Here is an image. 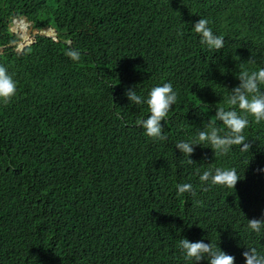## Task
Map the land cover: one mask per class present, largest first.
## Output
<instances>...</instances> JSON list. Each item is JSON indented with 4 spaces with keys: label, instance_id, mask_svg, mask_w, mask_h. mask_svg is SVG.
I'll return each mask as SVG.
<instances>
[{
    "label": "trees",
    "instance_id": "obj_1",
    "mask_svg": "<svg viewBox=\"0 0 264 264\" xmlns=\"http://www.w3.org/2000/svg\"><path fill=\"white\" fill-rule=\"evenodd\" d=\"M199 18L222 50L200 42ZM11 19L31 24L35 43L17 50ZM0 64L18 85L0 103V264H194L181 238L218 244L235 264L246 249L264 254V230L247 226L264 218V121L250 118L248 152L198 145L189 163L175 148L209 121L223 129L216 107H229L241 72L264 68V0H0ZM169 82L168 139L153 140L136 123L147 105L125 92L138 85L147 99ZM210 166L241 180L203 183Z\"/></svg>",
    "mask_w": 264,
    "mask_h": 264
},
{
    "label": "clouds",
    "instance_id": "obj_2",
    "mask_svg": "<svg viewBox=\"0 0 264 264\" xmlns=\"http://www.w3.org/2000/svg\"><path fill=\"white\" fill-rule=\"evenodd\" d=\"M209 23L208 19L199 18L192 29L200 36L202 44L209 49L220 51L224 48V37L216 35ZM32 39L29 38L27 44L32 43ZM20 43H18L17 49L21 48ZM66 54L74 62H78L81 58L80 52L75 49H69ZM248 62L254 63L251 58ZM237 79L239 81L238 86L229 91L230 95L227 100L229 107L227 109L216 107L215 120L220 121L224 128L220 129L209 121L203 130L198 132L197 140L176 143L175 148L188 157L189 163H194L190 157L198 145H208L215 155L227 154L233 146H240L242 152L250 151L252 145L246 140L244 133L249 127L250 118L256 123L264 121V90L261 88V85H264V68L251 72L243 71ZM137 86L128 89L125 96L131 104H146L150 113L146 119L137 120V125L142 127L145 130V135L153 140L166 141L168 137L164 134L163 122L168 117L172 106L177 102V92L170 82L164 83L153 87L145 99L137 94ZM17 87V81L8 68L0 64V103L8 104L11 102L17 94ZM199 179L203 183L210 182L212 185H221L233 189L241 180L235 168L223 169L211 166L200 175ZM176 187L179 194L190 193L193 190L190 183L178 184ZM247 226L254 233H261L264 230V218L248 220ZM178 248L184 258L193 261L194 264H201L205 260L207 264H235L234 256L222 251L218 244L205 243L204 239L191 242L186 238H181L178 242ZM242 255L245 264H264V254L258 253L255 248L246 249Z\"/></svg>",
    "mask_w": 264,
    "mask_h": 264
},
{
    "label": "water",
    "instance_id": "obj_3",
    "mask_svg": "<svg viewBox=\"0 0 264 264\" xmlns=\"http://www.w3.org/2000/svg\"><path fill=\"white\" fill-rule=\"evenodd\" d=\"M20 21V22H19ZM18 22H16V20H13V19H11V21H10V25H11V27H14V25L16 24V23H21L22 21H23V23L25 24V25H27V30H31V24H29L28 25V22H26L25 20H19ZM49 30H51V31H53L54 33L53 34H46L45 36H47V37H52L54 40H56L57 38H56V35H57V32L56 31H54V29L51 27ZM14 32V31H13ZM15 33V32H14ZM57 41V40H56ZM33 43H35V37H33V39H32V43H30V44H27V42H25V41H23V42H21L20 44H21V48L20 49H17V50H22V49H24V48H26V47H28V46H30V45H32Z\"/></svg>",
    "mask_w": 264,
    "mask_h": 264
},
{
    "label": "rangeland",
    "instance_id": "obj_4",
    "mask_svg": "<svg viewBox=\"0 0 264 264\" xmlns=\"http://www.w3.org/2000/svg\"><path fill=\"white\" fill-rule=\"evenodd\" d=\"M17 22V21H16ZM21 23H16L14 25V27H12V30L15 31V32H19L20 36H21V39H22V42L25 41L27 42L30 39L33 38V36L35 35V33L32 32V30H27V25H25V31H23L22 29H18V25H20ZM17 25V26H16ZM29 25V24H28ZM54 32L51 31V30H48L45 32V34H53ZM57 40V39H56ZM55 40V41H56Z\"/></svg>",
    "mask_w": 264,
    "mask_h": 264
}]
</instances>
